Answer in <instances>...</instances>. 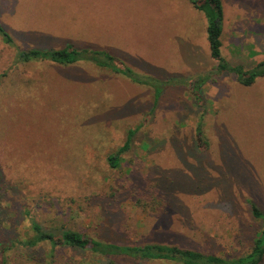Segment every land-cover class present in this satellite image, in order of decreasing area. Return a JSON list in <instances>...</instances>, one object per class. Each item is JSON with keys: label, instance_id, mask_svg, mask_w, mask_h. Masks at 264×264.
Listing matches in <instances>:
<instances>
[{"label": "rangeland", "instance_id": "374dc122", "mask_svg": "<svg viewBox=\"0 0 264 264\" xmlns=\"http://www.w3.org/2000/svg\"><path fill=\"white\" fill-rule=\"evenodd\" d=\"M221 2L222 56L246 68L264 60V0ZM0 23L13 40L0 37V243L31 236L35 221L120 244L224 257L251 248L261 223L247 199L264 212V77L243 86L215 71L201 11L188 0H0ZM67 43L108 49L161 93L86 62L16 57ZM209 74L197 102L189 83ZM203 113L206 149L195 136ZM3 254L6 264L104 259L48 242Z\"/></svg>", "mask_w": 264, "mask_h": 264}, {"label": "trees", "instance_id": "16d2710c", "mask_svg": "<svg viewBox=\"0 0 264 264\" xmlns=\"http://www.w3.org/2000/svg\"><path fill=\"white\" fill-rule=\"evenodd\" d=\"M197 10L201 11L206 19V34L209 45V55L217 61L215 71L219 74L231 73L236 81L243 86L252 85L259 77H264V60L255 62L251 67H244L241 64H230L221 54V34L223 27V7L221 0H188ZM0 37L4 43L12 46L13 40L8 31L0 23ZM16 57L22 62L32 60H46L60 65H71L78 62H86L97 67L108 69L114 73L121 74L137 84H147L154 87V99L161 93L159 81L149 76L140 75L130 66L118 60L106 48L81 47L77 48L72 43H67L60 48L41 49L29 48L18 50ZM211 74V73H210ZM199 75L189 83L193 98L200 102V89L203 83L211 75ZM202 118L200 116L195 129V136L198 141L203 142L205 149L207 143L202 130ZM133 130L127 132L125 141L113 153L106 158L111 167H117L121 155L130 147V139ZM1 179V177H0ZM250 213L253 218L260 220V229L256 234L251 248L238 257H224L217 254L204 253L195 249L182 248L177 245H167L158 242H149L142 245L120 244L109 241H102L89 237L82 232L69 228L60 229L54 233L49 229L31 221V236L16 239L9 245L0 243V264H6L4 252L10 249L11 245H20L24 248H34L42 242H48L51 247L68 246L87 250L93 255L104 258L100 264H117L113 257H129L136 260H164L178 264H260L264 259V212L251 199H247Z\"/></svg>", "mask_w": 264, "mask_h": 264}]
</instances>
